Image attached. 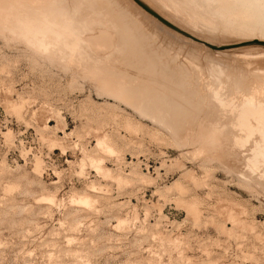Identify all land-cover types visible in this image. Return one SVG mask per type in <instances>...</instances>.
<instances>
[{"label":"rangeland","instance_id":"1","mask_svg":"<svg viewBox=\"0 0 264 264\" xmlns=\"http://www.w3.org/2000/svg\"><path fill=\"white\" fill-rule=\"evenodd\" d=\"M52 1L0 0V264H264L259 134L235 111L264 103V3ZM17 13L73 49L39 51Z\"/></svg>","mask_w":264,"mask_h":264},{"label":"bare ground","instance_id":"2","mask_svg":"<svg viewBox=\"0 0 264 264\" xmlns=\"http://www.w3.org/2000/svg\"><path fill=\"white\" fill-rule=\"evenodd\" d=\"M12 1V0H11ZM15 1V0H14ZM19 1V0H18ZM53 1H55V0H53ZM53 1H52V3H53ZM57 1V0H56ZM65 1V0H64ZM74 1V0H73ZM77 1V0H76ZM94 1V0H93ZM110 1V0H109ZM108 1V2H109ZM112 1V0H111ZM110 1V2H111ZM135 2H137L138 4H140V5H142L140 2H139V0H134ZM251 1H256V2H261V3H264V0H251ZM60 2H61V0H60ZM66 2V1H65ZM78 2H79V0H78ZM78 2H77V4H78ZM87 1H83V2H80L79 3V5L80 4H83V3H86ZM102 2H103V4H102V6L100 5V3L98 4H96V6L93 4V8H94V6L97 8L98 7V5H100V7H101V9L98 7L97 9L98 10H101V14L99 13V16L100 15H102V14H104L105 15V13H103L104 11H106V10H103V9H105V7H103V6H105L104 5V2H107V0H105V1H103L102 0ZM32 3V2H31ZM62 3H63V1H62ZM75 3V2H74ZM88 3V2H87ZM86 3V4H87ZM90 3H96V2H91L90 1ZM13 4V3H12ZM72 4V3H71ZM77 4H74V5H77ZM85 4V5H86ZM89 4V3H88ZM19 5V4H18ZM24 5V4H23ZM29 5V4H28ZM58 5V4H57ZM108 5V4H107ZM9 6H10V4H9ZM26 6V5H25ZM63 6V5H62ZM65 6V5H64ZM87 6V5H86ZM88 6H90L91 7V5H88ZM13 7V6H12ZM30 7H31V5H30ZM48 7V6H47ZM72 7H73V4H72ZM81 7V6H80ZM85 7V6H84ZM84 7H82V8H84ZM91 7V8H92ZM102 7H103V9H102ZM106 7H108V6H106ZM6 8V7H5ZM53 8V6L51 7V9ZM56 8H57V6H56ZM82 8H80V9H82ZM88 8V7H87ZM92 8V9H93ZM96 8H94L93 10H90L89 9V11H91L92 13L94 12V16L97 14V12H98V10L96 11L95 9ZM146 8V7H145ZM149 8H150V6H149ZM10 9V8H9ZM13 9V8H12ZM29 9V8H28ZM39 9V8H38ZM44 9V8H43ZM59 9H62V7H60ZM32 10V9H31ZM49 10H50V8H49ZM48 10V11H49ZM73 10V9H72ZM103 10V11H102ZM147 10V9H146ZM12 11V10H11ZM37 11V10H36ZM40 11V10H39ZM44 11V10H43ZM51 11V10H50ZM58 10H56V12H57ZM63 11V10H62ZM76 11V10H75ZM85 11H86V14H87V11H88V9L86 10V8H85ZM10 12V11H9ZM46 12H47V10H46ZM60 12V11H59ZM58 12V13H59ZM64 12V11H63ZM68 12V11H67ZM95 12H96V14H95ZM107 12V11H106ZM11 13V12H10ZM44 13V12H43ZM66 13V12H65ZM73 13H75V12H73ZM89 13V12H88ZM37 14V13H36ZM49 14V13H48ZM64 14V13H63ZM53 15V14H52ZM73 15V14H72ZM78 15V14H77ZM87 15H90V14H87ZM98 15V14H97ZM10 16H12V15H10ZM9 16V18H12V20H10L9 22L11 23H9L8 21L6 22V23H4V26L3 27H5V25L7 24V23H9L10 24V27H9V25L6 27V28H10V29H12V33H15V31H17L16 32V34L19 32L20 33V35H22L23 36V38L24 39H26V41L27 42H31V44L32 45H34L35 46V48L36 49H40L39 51H41V49H43V51L45 50V51H47L48 53H49V50L52 52V51H54V50H56V52H55V54L57 53H59V54H64L63 52L64 51H66L67 49H73L72 47L74 46V42L71 40V42H67L68 41V39H67V41H65V39L63 38L64 37V35L65 34H62L61 32H59L58 30H55V29H53L52 27H51V25H53V27H54V23L52 24V23H50L46 18V16L44 15V14H42V17H43V20L44 21H38V20H36V18L35 19H33V18H30V17H28L27 15H22V14H15V15H13V17H10ZM50 16V15H49ZM56 16V15H55ZM58 16V15H57ZM80 16V15H79ZM81 16H84V15H82L81 14ZM80 16V17H81ZM8 16L5 14V16H4V18H6L7 20H8V18H7ZM46 17V18H45ZM78 17V16H77ZM85 17H86V15H85ZM90 17V16H89ZM93 16H91V18H92ZM3 18V19H4ZM52 18V17H51ZM74 18V17H73ZM84 18V17H83ZM88 18V17H87ZM90 18V19H91ZM115 18V17H114ZM118 18V17H117ZM117 18L116 19H114L115 21H119L120 22V20L121 19H119V20H117ZM6 19H4V20H6ZM49 19V18H48ZM55 19V18H54ZM62 19V18H61ZM69 19V18H68ZM77 19V18H76ZM80 19V18H79ZM86 19V18H85ZM90 19H89V21H90ZM96 19V18H95ZM72 20V19H71ZM93 20V19H92ZM113 19H112V21H114ZM77 21H78V19H77ZM81 21L83 22V20L81 19ZM111 21V22H112ZM122 21V20H121ZM80 22V21H79ZM85 22V21H84ZM119 22L118 23H111L112 25H117V24H119ZM57 23V22H56ZM55 23V24H56ZM86 23V22H85ZM84 23V24H85ZM91 23V22H90ZM96 23H98V22H96ZM126 23V22H125ZM171 23V22H170ZM120 24H122V25H124L125 26V24H124V22H120ZM117 25V27L116 28H118V26H122V25ZM76 24L74 23V26H75ZM88 25H89V23H88ZM127 25L128 24H126V28L124 27V29H123V27H119V29H117L118 31H116V33L117 34H120V31L122 32V31H124L125 29H126V31L127 32H129V30L131 29V27H129V30H128V28H127ZM132 26V25H131ZM1 27V26H0ZM56 27V26H55ZM77 27H78V25H77ZM83 27V26H82ZM86 27V26H85ZM84 27V28H85ZM90 27V26H89ZM114 27V26H113ZM135 27V26H134ZM59 28H60V26H59ZM64 28V27H63ZM62 28V29H63ZM73 28V27H72ZM87 28V27H86ZM71 29V28H70ZM78 29V28H77ZM80 29V28H79ZM78 29V30H79ZM89 29V28H88ZM92 29V28H91ZM134 29V28H133ZM3 30H5V29H3ZM9 30V29H8ZM65 30H66V28H65ZM64 30V31H65ZM86 30V29H85ZM90 30V29H89ZM80 31V30H79ZM81 31H82V29H81ZM101 31V30H100ZM133 30H131L130 31V34H131V32H132ZM68 32V31H67ZM99 32V31H98ZM113 33H114V30L112 31ZM127 32H124V33H127ZM66 33V32H65ZM78 33V32H77ZM76 33V34H77ZM102 33V32H101ZM115 33V34H116ZM135 34V32H132V34ZM69 34H74L76 37H78L75 33H73V32H69ZM79 34V33H78ZM84 34V33H83ZM93 34V33H92ZM95 34V33H94ZM94 34L93 35H90V36H94ZM100 34V33H99ZM106 34H107V32H106ZM109 34V33H108ZM122 35H123V32L121 33ZM120 34V35H121ZM131 34V35H132ZM13 35H15V34H13ZM80 35V34H79ZM97 35V34H96ZM101 35V34H100ZM120 35H117L118 37L120 36ZM121 35V36H122ZM126 36H128L129 34L127 33V34H125ZM137 34H135L134 36L132 35L131 37H135ZM18 36H19V34H18ZM65 36H68V35H65ZM83 36V35H82ZM85 36V35H84ZM103 36V35H102ZM124 36V35H123ZM122 36V37H123ZM130 36V35H129ZM107 37V36H106ZM117 37V38H118ZM79 38V37H78ZM81 38V37H80ZM100 38V37H99ZM109 39L111 38V37H108ZM120 38V37H119ZM124 39L126 38V37H123ZM122 38V39H123ZM129 38L130 37H128V38H126V40H128L129 42H131V41H133V40H129ZM138 37H135L134 39H136L135 40V42H137L138 41V39H140V38H138ZM109 39H107V40H109ZM112 39V38H111ZM123 39V40H124ZM131 39V38H130ZM75 40V39H74ZM78 40H81V39H78ZM106 40V39H105ZM104 40V41H105ZM106 40V41H107ZM120 40V39H119ZM98 41H99V39H98ZM103 41V42H104ZM82 42V41H81ZM102 42V43H103ZM128 42V45L130 44ZM84 43V42H83ZM109 42H106V44H108ZM113 43V42H112ZM121 43V42H120ZM133 43V44H132ZM138 43V42H137ZM87 44H89V43H87ZM122 44V43H121ZM127 44V43H126ZM131 44L132 45H134V42H131ZM140 44V43H139ZM139 44H138V46H139ZM90 45V44H89ZM89 45H88V47H89ZM94 45V44H93ZM93 45H91V46H93ZM96 45H97V43H96ZM119 45V44H118ZM132 45H130V46H132ZM136 45V44H135ZM133 46V47H135L136 48V46ZM30 46V45H29ZM99 46V45H98ZM107 46V45H106ZM117 46V45H116ZM121 46V45H120ZM125 46V45H124ZM123 46V47H124ZM127 46V45H126ZM125 46V47H126ZM140 46H141V44H140ZM119 47V46H118ZM142 47V46H141ZM140 47V48H141ZM34 48V47H33ZM91 48V47H90ZM93 48H95L94 46H93ZM134 48V49H135ZM92 49V48H91ZM97 49V48H96ZM119 49H121V48H119ZM118 49V50H119ZM123 49V48H122ZM138 49V48H137ZM143 49V48H142ZM34 50V49H33ZM133 50V49H132ZM131 50V51H132ZM82 51H83V49H82ZM130 51V50H129ZM137 51V50H136ZM260 51V50H259ZM42 52V51H41ZM50 52V53H51ZM126 52V51H125ZM143 52V51H142ZM255 52V51H254ZM254 52H252V56L251 57H256L255 56V54H254ZM258 52V51H257ZM45 53V52H44ZM81 53V52H80ZM117 53V52H116ZM247 53V52H246ZM262 54H261V56L263 55L264 56V52H261ZM52 54H54V53H52ZM56 54V55H57ZM84 54V53H83ZM88 54V53H87ZM112 54V53H111ZM122 55H125L124 53H121ZM148 54H151V53H148ZM147 54V55H148ZM253 54H254V56H253ZM260 54V53H259ZM258 54V55H259ZM85 55V54H84ZM97 55V54H96ZM138 55V54H137ZM242 55V54H241ZM244 55V54H243ZM257 55V54H256ZM257 55V56H258ZM83 56V55H82ZM136 56V55H135ZM246 56H248V55H246L245 54V57ZM59 57H61L60 55H59ZM137 57H139V55L137 56ZM141 57V56H140ZM143 57H144V55H143ZM62 58V57H61ZM130 58V57H129ZM80 59V58H79ZM134 59L135 58H133V61H134ZM148 59V58H147ZM154 59V58H153ZM245 59V58H244ZM81 60V59H80ZM131 60V59H130ZM140 60H141V58H140ZM143 60V59H142ZM142 60H141V62H142ZM155 60V59H154ZM253 60V59H252ZM94 61H95V59H94ZM93 61V62H94ZM97 61V60H96ZM137 61V60H136ZM148 61V60H147ZM58 62V61H57ZM141 62H138V63H141ZM153 62H156V61H153ZM96 63V62H95ZM128 63H130V62H128ZM132 63V65H133V63H135V62H131ZM130 63V64H131ZM137 63V62H136ZM146 63V62H145ZM158 63V62H157ZM151 64V63H150ZM128 65V64H127ZM138 65V64H137ZM146 65H147V63H146ZM156 65V64H155ZM95 66V65H94ZM131 66V65H130ZM143 66V65H142ZM149 66V65H148ZM160 66V65H159ZM101 67V66H100ZM144 67L146 68V66L144 65ZM94 68V67H93ZM109 68V67H108ZM135 68V67H134ZM139 68V67H138ZM154 68V67H153ZM160 68V67H159ZM103 69H104V67H103ZM103 69H100V70H103ZM107 69V68H106ZM110 69V68H109ZM133 69V68H132ZM137 69V68H136ZM158 69V68H157ZM99 70V69H98ZM108 70V69H107ZM138 70V69H137ZM163 70V69H162ZM136 71V70H135ZM154 71V70H153ZM97 72V71H96ZM103 72V71H102ZM106 72V71H105ZM148 72V71H147ZM155 72V71H154ZM112 73V72H111ZM106 74V73H105ZM113 74V73H112ZM115 74H116V72H115ZM135 74V73H134ZM142 74V73H141ZM184 74V73H183ZM129 75V74H128ZM138 75V74H137ZM108 76V75H107ZM110 76V75H109ZM120 76V75H119ZM106 77V76H105ZM123 77V76H122ZM134 77H135V75H134ZM182 77V76H181ZM111 78V77H110ZM110 78H109V80H110ZM136 78V77H135ZM171 78H172V76H171ZM116 79V78H115ZM142 79V78H141ZM167 79V78H166ZM174 79V78H173ZM183 79V78H182ZM130 80V79H129ZM133 80V78L131 79V81ZM135 81H136V79H135ZM149 81V80H148ZM163 81V80H162ZM184 81V80H183ZM182 81V82H183ZM120 82V81H119ZM127 82V81H126ZM121 83V82H120ZM125 84V83H124ZM128 84V83H127ZM150 84V83H149ZM178 84V83H177ZM176 84V85H177ZM264 84V83H263ZM107 85V84H106ZM105 85V86H106ZM110 85V84H109ZM112 85V84H111ZM115 85V84H114ZM120 85V84H119ZM133 85V84H132ZM131 85V86H132ZM135 85L137 86V84L135 83ZM173 85V84H172ZM126 86V85H125ZM138 86H140V85H138ZM137 86V87H138ZM139 88V87H138ZM140 88H142V87H140ZM263 88V87H262ZM120 89H122V88H120ZM143 89V88H142ZM149 89V88H148ZM176 89V88H175ZM138 90H140V89H138ZM144 90H145V88H144ZM144 90H143V92H144ZM146 90H147V88H146ZM202 90V89H201ZM212 90V89H211ZM118 91V90H117ZM148 91V90H147ZM146 91V92H147ZM161 91V90H160ZM262 91V90H261ZM121 92V91H120ZM150 92V91H149ZM148 92V93H149ZM212 92V91H211ZM253 92V91H252ZM258 92V91H257ZM138 93H140V92H138ZM137 93V94H138ZM179 93V92H178ZM216 93H218V92H215V94ZM251 93V92H250ZM133 94V93H132ZM134 94H136V93H134ZM146 94V93H145ZM145 94L143 95V96H145ZM151 94V93H150ZM242 94H245V93H242ZM139 95V94H138ZM140 95H142V92H141V94ZM147 95V94H146ZM213 95V94H212ZM218 95V94H217ZM247 95V94H246ZM245 95V97L243 98V100L241 101V102H239L241 105H240V108H237L238 109V112H237V110H235L236 111V113H238L237 114V116H238V120H239V126L242 128V127H244V128H248V131H249V133H252V132H254V131H256L258 134H259V138L257 139V141H255V145H254V147H253V149H252V153H254V156H252V157H254L255 158V160L257 161L258 159H260L263 163H264V103H262L263 102V98L261 99V100H259V101H256V100H254V99H256L257 97H253V95H247L246 96ZM148 96V95H147ZM241 96V95H240ZM254 96H256V95H254ZM122 97H123V95H122ZM146 97V96H145ZM148 97H151V96H148ZM152 97H153V95H152ZM222 97V96H221ZM241 97H243V96H241ZM139 98V97H138ZM137 98V99H138ZM143 98V97H142ZM154 98V97H153ZM216 98V97H215ZM219 98V97H218ZM217 98V99H218ZM224 98V97H223ZM145 99H147V98H145ZM152 99V98H151ZM150 99V100H151ZM221 99V98H220ZM242 99V98H241ZM259 99H260V97H259ZM216 100V99H215ZM219 100V99H218ZM144 101V100H143ZM159 101V100H158ZM191 101V100H190ZM225 101V100H224ZM235 101V100H234ZM234 101H231V103L232 102H234ZM145 102V101H144ZM146 102H147V100H146ZM148 102H149V99H148ZM154 102V101H153ZM194 102V101H193ZM214 102V101H213ZM221 104H227V103H225V102H223V100H220L219 101ZM228 102V101H227ZM155 103V102H154ZM229 103V102H228ZM182 104V103H181ZM216 104V103H215ZM229 105H230V103H229ZM238 105V104H237ZM156 106H157V104H156ZM184 106V105H183ZM215 106V105H214ZM226 106H228V104L226 105ZM235 106V105H234ZM155 107V106H154ZM224 108H225V106H223ZM239 107V106H238ZM139 108V107H138ZM187 108V107H186ZM219 108V107H218ZM230 108V107H229ZM136 109V108H135ZM223 109V108H222ZM191 110V109H190ZM234 110V109H233ZM179 112V111H178ZM152 114H154V113H152ZM156 114V113H155ZM158 115V114H157ZM160 115V114H159ZM220 115V114H219ZM233 115V114H232ZM142 116V115H141ZM147 116V115H146ZM147 118V117H146ZM156 118V117H155ZM250 119L252 120V119H254V124H251V121H250ZM217 120V119H216ZM214 121V120H213ZM233 121H234V119H233ZM216 122V121H215ZM226 122V121H225ZM229 122V121H228ZM223 123H224V121H223ZM213 124V123H212ZM237 124H238V122H237ZM161 125V124H160ZM226 125V124H225ZM234 125V124H233ZM231 126V125H230ZM238 126V127H239ZM182 127V126H181ZM222 127V126H221ZM227 127V126H226ZM231 128V127H230ZM228 129V128H227ZM168 130H169V128H168ZM241 130V129H240ZM223 131V130H222ZM215 132V131H214ZM199 133V132H198ZM204 134V133H203ZM216 134V133H215ZM244 134V133H243ZM206 135V134H205ZM209 135V134H208ZM211 135V134H210ZM218 135V134H217ZM255 135V134H254ZM197 136V135H196ZM199 136V135H198ZM201 136H202V134H201ZM241 136V135H240ZM257 136V135H256ZM213 137V136H212ZM204 139V137L202 138V140ZM218 139V138H217ZM239 139V138H238ZM195 140V139H194ZM210 140V139H209ZM240 140H243V139H240ZM198 141V140H197ZM206 141V140H205ZM208 141V140H207ZM248 141V140H247ZM201 142V141H200ZM219 142V141H218ZM235 142H237L236 140H235ZM240 142V141H239ZM195 143H196V141H195ZM242 143H243V141H242ZM199 144V143H198ZM212 144V143H211ZM216 144H217V142H216ZM241 144V143H240ZM199 146V145H198ZM211 146V145H210ZM245 146V145H244ZM206 147V146H205ZM220 147V146H219ZM222 147V146H221ZM94 148H96V147H94ZM211 149V148H210ZM207 150V149H206ZM244 153V152H243ZM247 156V155H246ZM248 158V157H247ZM239 159V158H238ZM251 160L253 159V158H250ZM245 160V159H244ZM244 160H243V162H244ZM247 160V159H246ZM259 161V160H258ZM257 161V163H260V162H258ZM255 162V161H254ZM253 162V163H254ZM254 164H256V163H254ZM262 164V163H261ZM39 165V164H38ZM254 173V172H253ZM254 175V174H253ZM243 176V175H242ZM248 177V176H247ZM257 186V185H256ZM262 188V187H261ZM81 199V198H80Z\"/></svg>","mask_w":264,"mask_h":264}]
</instances>
